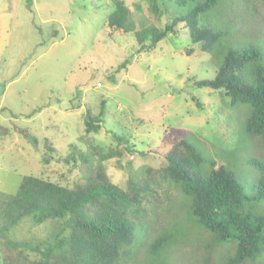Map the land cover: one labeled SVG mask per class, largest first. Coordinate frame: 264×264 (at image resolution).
<instances>
[{"label": "rangeland", "instance_id": "1", "mask_svg": "<svg viewBox=\"0 0 264 264\" xmlns=\"http://www.w3.org/2000/svg\"><path fill=\"white\" fill-rule=\"evenodd\" d=\"M122 1L136 31L161 28L191 3L181 8L163 0L160 8L169 14L157 19L142 0ZM111 3L0 0V192L13 194L25 175L71 185L79 169L72 168L64 180L61 174L70 166L63 158L75 150L95 163L92 146L114 148L115 134L131 144V154L106 162L115 182L136 169L163 166V154L180 136L215 168L231 170L247 194L258 176L249 162L264 158V139L246 134L245 106L232 108L221 91L192 85L193 78L212 79L221 58L200 52L182 24L177 33L139 51L133 30L124 34L106 25ZM219 6L202 15V24L217 20L216 28L234 35L233 41L239 32V42L257 48L264 61V34L261 43L255 39L264 32V0H226L217 18ZM224 42L225 49H238ZM87 109L95 116L102 110V124L82 139ZM210 169L209 163L202 165L201 175ZM157 190L158 208H147L148 237L126 264H220L221 254L232 255L231 247L205 250L211 235L189 215L175 186L162 183ZM257 208L264 211V202ZM16 230L0 233V239L30 233L44 238L49 227L24 221ZM161 236L171 238L155 261H146L150 243Z\"/></svg>", "mask_w": 264, "mask_h": 264}, {"label": "trees", "instance_id": "2", "mask_svg": "<svg viewBox=\"0 0 264 264\" xmlns=\"http://www.w3.org/2000/svg\"><path fill=\"white\" fill-rule=\"evenodd\" d=\"M111 1L113 10L106 18V25L113 31L131 32L133 28L124 1ZM142 1L157 19L169 14L167 9L160 8L161 4L164 6L163 0ZM185 1L192 4L187 3L180 15L167 18L161 28L133 30L139 51L153 48L168 35L177 33L178 25L182 24L190 41L199 44L200 52L221 58L212 79L193 78L192 85L221 91L232 108L245 106L246 134L256 140L264 139V61L260 52L240 43L239 32L235 34L239 38L231 40L234 35L216 28L217 20L202 24V15L218 4L224 7L226 0H175L181 8ZM249 19L258 22L252 16ZM261 33L255 38L260 43L264 32ZM224 36L227 46L236 45L238 49H225ZM85 111L82 139L98 133L102 124V110L97 116L90 109ZM178 137L172 148L163 154V166L136 169L122 182L111 178L106 162L121 158L123 152L131 154V144L113 134L114 148L92 146V153L98 157L95 163L75 150L63 158L64 164L70 166L61 174L64 180L72 168L79 169V176L71 185L25 175L13 194L0 192L2 236L16 230L24 221L49 227L44 238L30 233L0 239V264H126L148 237L147 208L151 205L153 209L158 208L157 188L162 183L178 189L187 202L189 215L210 233L205 250L231 247L232 255L221 254L220 264H264V211L257 208L264 202V158L249 162L258 176L248 186L246 194L231 170L222 165L215 168L198 149ZM46 149L55 153L53 147ZM206 163L211 169L202 176L201 167ZM170 238L161 236L153 240L146 261H155ZM259 258L261 261H257Z\"/></svg>", "mask_w": 264, "mask_h": 264}]
</instances>
